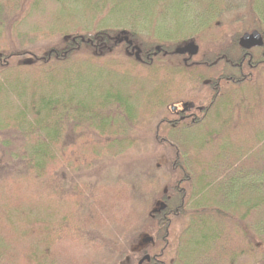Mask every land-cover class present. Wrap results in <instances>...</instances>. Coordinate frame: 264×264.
I'll return each mask as SVG.
<instances>
[{
    "label": "trees",
    "instance_id": "trees-1",
    "mask_svg": "<svg viewBox=\"0 0 264 264\" xmlns=\"http://www.w3.org/2000/svg\"><path fill=\"white\" fill-rule=\"evenodd\" d=\"M254 31L264 0H0V171H15L0 172V264H112L121 239V264H264V46H240ZM164 110L171 176L82 181Z\"/></svg>",
    "mask_w": 264,
    "mask_h": 264
},
{
    "label": "rangeland",
    "instance_id": "rangeland-1",
    "mask_svg": "<svg viewBox=\"0 0 264 264\" xmlns=\"http://www.w3.org/2000/svg\"><path fill=\"white\" fill-rule=\"evenodd\" d=\"M180 16L182 15L180 14L179 17ZM167 23V28H172L174 25V22L170 20ZM51 46H53V40H39L35 43L33 48L31 47V50L36 54H41L45 52V50L51 48ZM13 48L19 50L21 49L19 48L18 43L16 44L15 42L13 43ZM105 77H107V75H105ZM259 78L264 79V72L260 74ZM110 85H112V89H114L115 86H121L122 83H120L119 78H116V80H113ZM175 106H177L180 111H183L184 109L189 108L190 105L179 103ZM165 112L166 111L164 110L156 113L151 120H146L141 124L140 129L136 130L134 137L139 139V144L136 147L125 152L121 157L105 158L102 161L103 163H94L92 169L81 170L85 173L82 181L87 183L90 182L94 186L98 185V194H101V184L112 185L119 180H125L133 184L136 183L135 180L138 178L139 182L141 181V178H144L145 181L150 180L151 178H154V180L165 181V179L172 174L174 167H172L170 160H173L174 156L171 154L169 149H165L155 138V132L157 131L158 124L162 118L166 116ZM211 118L213 119L214 117L211 116ZM195 140V137L192 136L191 141L195 143ZM2 159L3 160H0V164H8L6 159ZM5 169L8 170V175L15 172L14 170H9V167ZM3 170L0 172L3 173ZM73 174V172L66 171L61 174V178L67 185L71 186V179L76 177L75 175L73 176ZM78 175L83 176L80 173H78ZM3 176L5 175H2L1 177ZM161 183L164 184L165 182ZM94 186H92V188ZM156 196L157 195H155V197L150 201L157 198ZM187 222L188 220L186 219L184 223L187 225ZM184 227L185 226H183V228ZM130 235H132L131 232L128 236ZM126 246L127 240L121 239L118 246L119 250L116 253V258L112 264H121L119 260H122L124 251L127 249ZM113 252L115 253L114 250Z\"/></svg>",
    "mask_w": 264,
    "mask_h": 264
},
{
    "label": "water",
    "instance_id": "water-1",
    "mask_svg": "<svg viewBox=\"0 0 264 264\" xmlns=\"http://www.w3.org/2000/svg\"><path fill=\"white\" fill-rule=\"evenodd\" d=\"M126 41L128 42V38H126ZM240 46L246 50H251L253 48L263 47L264 46V40L262 35L258 31H254L252 33H246L243 35V37L240 39ZM176 54L178 55H186L189 54L191 56H196L199 54V47L194 44L190 43L183 47H179L176 49ZM176 108H173V111H175ZM144 241L146 243L152 242V238H145ZM144 261H150V256H146L140 264H143Z\"/></svg>",
    "mask_w": 264,
    "mask_h": 264
},
{
    "label": "flooded vegetation",
    "instance_id": "flooded-vegetation-1",
    "mask_svg": "<svg viewBox=\"0 0 264 264\" xmlns=\"http://www.w3.org/2000/svg\"><path fill=\"white\" fill-rule=\"evenodd\" d=\"M200 92H201V89H200ZM191 108V107H190ZM201 110H202V108H201ZM187 111H190V109L189 108H186V109H184L183 111L181 110H179V108H176V110L174 111V113L175 114H178V113H185V112H187ZM151 261V260H150Z\"/></svg>",
    "mask_w": 264,
    "mask_h": 264
}]
</instances>
